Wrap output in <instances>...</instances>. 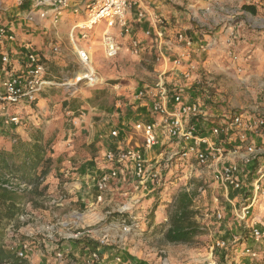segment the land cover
Here are the masks:
<instances>
[{"label":"built area","instance_id":"1","mask_svg":"<svg viewBox=\"0 0 264 264\" xmlns=\"http://www.w3.org/2000/svg\"><path fill=\"white\" fill-rule=\"evenodd\" d=\"M140 3L141 0H0V127L11 131L19 126L22 122L19 112L11 113L9 108L27 107L32 110L47 88L63 86L73 96L84 86L90 88L99 84L100 77L95 69L97 53L104 59H115L126 45L132 56H139L143 47L142 39L136 36V23L144 13L138 10L135 20L129 16ZM64 18H72L68 41L73 56L69 59L56 39H49L42 48H37L32 40L27 42L19 34L21 30L26 32L27 27L45 28L46 23L56 27ZM162 24L164 20L155 16L154 28L143 32L151 41L157 63L165 59L160 45L162 40L167 42L170 50L177 45L189 46L192 43L191 37L183 31L175 32L173 42L164 39L165 33L158 27ZM59 61L63 66L71 63L75 67L61 81L50 74V65ZM172 62L179 66L182 57L175 56ZM134 93L137 100L147 99L149 111L157 115L158 120L136 121L133 131L143 139L144 149H151L162 140L159 147H164L160 151L161 157L154 161L146 160L142 151L134 147H109L103 159L109 165L96 178L95 199L89 209L96 211L100 205L109 206L107 203L112 190L124 180L127 187L120 193L121 200L112 210L116 213L107 216L111 213L107 211L100 217L92 213L84 221V213L73 211L71 220L56 219L53 223L41 225L40 228L47 232L42 241H12L10 253L28 264H33L28 262V258L34 246L49 254V264H146L142 260L132 262L124 256L126 241L133 235H140L143 230L138 210L153 189L152 185L165 184L171 171L174 174L195 164L211 168L213 178L223 186L229 185L237 191H242L247 185L250 187L242 198L238 213L242 229L247 232L242 238L235 237L232 241L236 243L242 239L241 250L235 257L224 253L225 262L221 264L264 263V142H260L264 139V114L248 115L234 110L225 112L219 121L212 123L204 118L200 101L188 99L183 89L171 88L160 78L155 88L141 86ZM169 101L171 106H168ZM122 133L115 127L109 134L117 139ZM146 183L151 190L140 195L139 190ZM6 186L17 191L30 188L16 179ZM191 188L180 192L192 196L194 190L198 193L204 190L202 186ZM63 199V193L59 192L48 204L60 206ZM256 209L257 214H254ZM29 218L30 214L23 212L17 220L24 222ZM216 218H222L220 212L216 213ZM107 219L113 235L107 232L89 235L95 233L90 228ZM12 227L13 222L7 225L6 230ZM65 228L74 229L66 233ZM69 241L83 245V248L76 247V252H72L66 247ZM228 246L227 241L217 240L211 248L228 250ZM209 264L217 263L213 260Z\"/></svg>","mask_w":264,"mask_h":264},{"label":"rangeland","instance_id":"2","mask_svg":"<svg viewBox=\"0 0 264 264\" xmlns=\"http://www.w3.org/2000/svg\"><path fill=\"white\" fill-rule=\"evenodd\" d=\"M232 7L234 12L230 11L229 20L224 22L225 25L230 24L232 28L229 32H233V34H228L227 44L229 49L225 52H220V56L211 60L216 63V66L219 65L220 67L198 70L201 78L200 87L195 88V93L203 95L202 99H205V104L213 103L215 107L216 105L219 108L225 107V112L237 110L246 112L248 115L264 114V6H260L255 13L244 9L242 5ZM241 10L246 12V15L238 14ZM242 19L244 20L245 28L244 26L241 27V22L238 27L237 21H242ZM221 24H223L221 21L219 24H211L212 27L210 28L215 30ZM245 35L247 36L246 38ZM254 35L259 37L254 38ZM232 38H234L235 42H232ZM254 42L256 43L254 44ZM66 53H68V50H66ZM66 53L65 55L68 59L73 56ZM127 56H129L128 59L126 55L122 56L119 54L115 59L108 60L102 58L101 55H97L98 68L95 62V69L98 76L103 78V81L90 88L82 87L73 94L77 95L74 100L67 101L64 99V97L70 95L63 86H54L44 91V93L48 91L47 96H51V102H47V105L52 107L55 103H59L62 113L59 115V119H56L62 122L61 131H59L58 127L48 128L47 132L45 128H39L44 138L49 139L51 153L52 144L59 134V136L63 134L60 133L62 130H64V137L66 138L76 139V142L77 138H80L74 133L77 130L79 119H81L79 117L82 112L80 105L84 104V102H87V108L94 105H113L115 101L119 104L120 102L123 103L126 98H122L120 93L126 91L127 85L130 87L132 85L131 91L134 86L139 87L147 84L149 79L151 80L156 76L153 65L157 64V61L153 50L149 54ZM121 61L126 62L123 67H119L118 63ZM74 69L75 67L71 63L62 67L52 64L50 65V74L61 81L63 76L66 74L70 75ZM117 91L119 92L117 93ZM187 91V89L184 90V92ZM44 93L42 92L41 95L46 96ZM89 94L92 96L84 98L85 95ZM44 116L48 117L49 113L46 112ZM94 119L98 120L99 117L94 116ZM4 131V128H0V132L5 133ZM11 137L15 136H12L11 133ZM96 142V140L91 142L93 143L92 145L91 143L77 142L75 150L81 154L83 159L93 157L97 151ZM9 145L10 142L5 144L6 147H9ZM154 147L156 152L149 155V158L153 157L150 159L152 161L159 159L161 157L160 151L164 150V147L162 149ZM228 150H231V148ZM154 154L155 156H153ZM53 164L52 160L49 173ZM172 172L167 175L165 184L152 185L153 189L144 198L142 208H139L137 213L143 230L140 235H133L126 241L124 256L132 262L142 260L146 264H209L213 260L217 264H221L225 262L224 253L229 257L237 256L241 250L242 239L236 243L232 241L235 237L242 238L244 232H247L242 229L243 223L239 220L238 213H240L242 198L249 192L250 187L247 185L242 191H237L229 185L223 186L213 178L211 168L196 166L195 164L183 167L177 173L172 174ZM46 185L48 186V184ZM200 186L204 190L201 193L194 190L191 196V210L194 212V221L199 224L197 234L189 243L167 242L162 235V229L168 225L166 218L173 208L176 195L185 188L192 187L191 189H195ZM38 191L24 194V212L30 214L31 218L24 222L17 220L13 222V227L10 230L5 229L2 237L3 244L22 239L42 241L41 239L46 236L47 232L40 228L41 225L53 223L56 219H72L71 208H62L58 211L56 208L61 206H50L48 204L55 193L52 195L46 191L41 197ZM74 207L75 211L84 213V221H87L92 216V213H95L97 217L106 215L107 211L111 212L107 216L116 213L112 211L115 209V205H111V203L109 206L100 208V211H98L99 207L96 211H91L89 206L87 208L83 205ZM52 212L58 213L54 216ZM217 212L221 213V219L216 218ZM254 214H257V209ZM73 229L64 231L67 233ZM90 229L95 231V233L91 232L89 235L93 234L96 236L104 232H107L108 235L114 234L113 229L109 227L108 219L98 224L97 227L94 226ZM217 240L227 241L228 250L212 249L214 241ZM74 245L78 249L83 248V245L77 243ZM26 264L28 263L26 262Z\"/></svg>","mask_w":264,"mask_h":264},{"label":"crops","instance_id":"3","mask_svg":"<svg viewBox=\"0 0 264 264\" xmlns=\"http://www.w3.org/2000/svg\"><path fill=\"white\" fill-rule=\"evenodd\" d=\"M241 5H252L255 7V10H257L260 6H264V0H141L139 8L133 9L129 16L132 20H135L138 18V10L144 13V17L136 23V36L142 39L143 51L140 55L152 52L151 41L145 38L143 32L145 29L154 28L153 22L155 16L165 21L162 26H158L161 27L165 33L164 39H169L173 42L175 32L183 31L186 35L190 36L192 40L189 46L177 45V47L171 50L167 42L162 40L160 45L165 52V59L153 65L156 76L151 80L149 79L147 84L141 86L155 88L158 78H160L169 87H179L183 90L187 89L188 91L185 93L188 99L200 101L202 103L204 118L212 123L219 121V118L225 114V107L219 108L217 105L215 107L213 103L205 104V99H202L203 95L195 93V88L200 87L199 83L201 78L199 77L198 70L220 67L219 65L216 66V63L211 60L220 56V52H225L229 49L227 40L228 34L230 33L229 31L232 27L230 24L225 25L224 22L229 20L230 11L234 12L232 6ZM239 13L246 15V12L242 10L239 11L238 14ZM71 20L72 18H64L56 27H53L49 23H46L45 28L32 29L31 27H27L25 28V30H27L26 32L21 30L19 34L21 38H25L27 42L32 40L37 48H42L49 39H56L61 44L63 43L62 47L65 52L68 50V53L73 55L68 41V29ZM220 21L223 22V24L218 26L215 30L210 28L212 27L211 24H219ZM20 22H23V19H20ZM237 22L238 27L241 22V27L244 26L245 28L243 19ZM246 37L245 35V38ZM253 37L257 38L259 36L254 35ZM233 41L235 42L234 38H232V42ZM255 43L256 42H254V44ZM120 54L122 56L126 55L127 59L129 58L127 55H131L126 45H123ZM97 55L99 56L100 54L97 53L96 56ZM179 55L182 57V64L176 66L173 64L172 58ZM62 63L63 62L59 61V63L56 62L54 65L62 67ZM96 63V67L98 68V62ZM125 63L126 62L123 61L119 62V67H123ZM191 66H193L194 69L189 70L188 68ZM186 73H188V75H186ZM100 78L101 80L103 79L102 77ZM131 87L127 85L126 91L120 93L122 98H126L123 103L120 102V104H117L118 102L116 103L115 101L113 105H94L88 108L87 102L80 105L82 112L79 117L81 119H79V123L76 127L77 130L74 134L80 137L77 138V142L79 143L89 144L95 140L97 141V151L93 157L81 158V154L75 150V144L77 145L76 139L73 140L72 138L64 137V130L60 132L63 134L61 136H59V134V138L57 137L58 139L56 138L54 140L51 153L54 164L51 172L46 176L44 184H48V194L53 195L55 193L52 197H55L59 192L63 193V204L60 205V208H56L58 211L68 207L71 208V212H73L75 211L74 206L81 207L83 205L87 208V206H91L94 203L95 181L97 176L103 170L107 169L109 165L103 160L104 153L109 147H114L115 145H120L123 148L134 147V149L139 152L142 151L141 154L146 160L153 158H149V155L156 152L155 147L144 149L143 139L133 131V124L139 120L157 121L158 116L149 111L147 99L142 101L134 98V91L137 87L134 86V89L130 91ZM47 92L48 91L45 93L43 92L46 96L40 95L32 110L27 107L9 108V112L11 113L19 112L22 122L11 131L5 130V133L0 132V145L4 144L5 146L7 142H10L11 133L12 136L22 140H29L30 129L45 128L46 131L48 128L58 127L59 131H61L62 122L56 120L57 118L59 119V115L62 114L59 103H55L52 107L47 105V102H51V96H47ZM118 92L119 91H117V93ZM90 96L92 95H85L84 98H89ZM75 98H77V95L64 97L67 101L74 100ZM171 104L172 103L169 101L168 106H171ZM46 112L49 113L48 117L44 116ZM94 116L99 117V119L95 120ZM115 127H118L123 132L117 139L110 137L109 134L110 130ZM0 128L3 129L2 127ZM209 136L211 139L215 140L212 135ZM161 141L162 140H159L156 147L159 148L162 145ZM231 141L233 142L234 139ZM260 142L263 143L264 139ZM155 154L153 156H155ZM129 166L131 167L132 165ZM126 187L127 185L124 180L116 184L115 188L112 190V195H110L111 197L109 196L110 199L107 205L110 203L111 205H115L117 201H120V193ZM150 187L151 186L146 183L145 186L141 187L142 189L139 190V194H147V192L151 190ZM98 207V211H100L99 209L102 208L103 205ZM52 213L56 216L58 212ZM261 217H263V215H261ZM11 242L12 241H9V243L3 244V248L7 252L11 251L9 247ZM74 244L75 243L72 241H69L66 247L70 248L72 252H76ZM29 261L33 264H49V254L45 252V250L42 251L34 246L29 253L28 262Z\"/></svg>","mask_w":264,"mask_h":264},{"label":"trees","instance_id":"4","mask_svg":"<svg viewBox=\"0 0 264 264\" xmlns=\"http://www.w3.org/2000/svg\"><path fill=\"white\" fill-rule=\"evenodd\" d=\"M242 7L251 13L256 11L252 5ZM29 137V140L13 137L9 147L0 145V264H26L25 260L3 248L2 237L7 225L16 222L18 215L24 212V194L39 190L42 197L48 188L44 180L52 162L49 139L44 138L39 128L31 129ZM14 179L26 183L30 189L17 191L8 188L6 185ZM191 205V195L185 192L176 195L166 218L168 225L162 229L167 242L189 243L197 234L199 224L194 221Z\"/></svg>","mask_w":264,"mask_h":264},{"label":"bare ground","instance_id":"5","mask_svg":"<svg viewBox=\"0 0 264 264\" xmlns=\"http://www.w3.org/2000/svg\"><path fill=\"white\" fill-rule=\"evenodd\" d=\"M99 79H100V81H102V80H103V79L101 80V78H99Z\"/></svg>","mask_w":264,"mask_h":264}]
</instances>
